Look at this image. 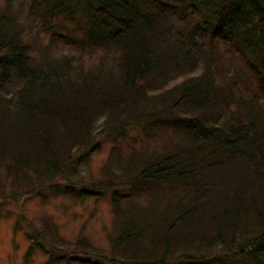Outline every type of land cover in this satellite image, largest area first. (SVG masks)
<instances>
[{
	"label": "trees",
	"instance_id": "trees-1",
	"mask_svg": "<svg viewBox=\"0 0 264 264\" xmlns=\"http://www.w3.org/2000/svg\"><path fill=\"white\" fill-rule=\"evenodd\" d=\"M38 25L51 35L45 46L27 40ZM98 51L85 67L84 52ZM134 127L170 138L103 166L111 247L48 241L50 258L264 264V0H6L1 192L5 181L13 197L65 176L102 137L117 143ZM45 233H33L28 255Z\"/></svg>",
	"mask_w": 264,
	"mask_h": 264
},
{
	"label": "rangeland",
	"instance_id": "rangeland-1",
	"mask_svg": "<svg viewBox=\"0 0 264 264\" xmlns=\"http://www.w3.org/2000/svg\"><path fill=\"white\" fill-rule=\"evenodd\" d=\"M5 3L6 0H0V7H5ZM65 24L69 32H73V24ZM75 33L78 31L75 30ZM26 36L27 40L36 41V47H39L49 43L51 35L38 25L29 29ZM55 51L67 53L65 46ZM83 55L84 66L89 68L99 60L101 52L92 55L84 52ZM169 138L168 134L160 138H147L140 127H134L128 131L126 138L117 143L102 137L96 152L86 162L76 164L79 169L71 170L76 165L71 166L65 176H57L42 187L36 184L33 191H24L12 197L10 193L15 187H10L9 182L4 180L5 191H0V264H63L60 258H50L48 241L56 246L65 243L69 247L74 246L79 238H86L100 250L109 249L111 237L116 233V216L112 204L113 190L101 189L100 183H97L103 177V166L110 156L113 157V166L117 167V157L120 155L126 158L133 152L164 149ZM2 177L6 178L3 168L0 169ZM141 202L145 204L147 200L142 199ZM47 226H51L58 236L52 237L55 232L51 233ZM37 230L46 232L44 236L38 235L43 247L33 249L28 255L34 242L33 233ZM68 252L74 257L79 254L74 253L73 249ZM83 263L73 260L72 264Z\"/></svg>",
	"mask_w": 264,
	"mask_h": 264
}]
</instances>
